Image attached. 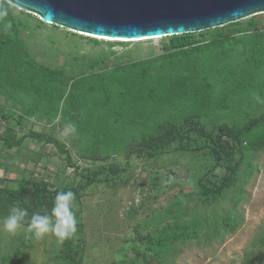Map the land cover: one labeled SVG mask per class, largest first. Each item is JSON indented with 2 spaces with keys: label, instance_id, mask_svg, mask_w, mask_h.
<instances>
[{
  "label": "trees",
  "instance_id": "1",
  "mask_svg": "<svg viewBox=\"0 0 264 264\" xmlns=\"http://www.w3.org/2000/svg\"><path fill=\"white\" fill-rule=\"evenodd\" d=\"M4 6L8 15L0 18V117L4 120L0 141L6 149L21 147L26 137L52 142L65 154L75 174L72 180L60 184L31 175L20 179L16 186L9 184L15 181L6 179V184L0 186V208L7 210V215L18 203L27 209L25 222H28L34 213H50L59 191H73L77 231L71 239L64 241L55 260L59 264H82L81 191L92 182L109 180L106 173L104 177H99V173L111 169V165L80 168L72 161L65 144L43 130L32 129L29 117L46 123L59 118L63 124H71L81 131L89 126L88 117L91 116L92 132L99 142L106 137L104 127L109 131L118 122L125 123L122 119L127 109L139 106L142 109L155 97L158 115L166 114V110L173 115L164 119L160 115L154 132L134 139L128 151L135 148L138 154L149 157L170 151H202L213 161L196 175V190L184 192L179 189L162 213L153 214L158 230L150 233L142 251L126 264H148L149 256L162 263L170 249L176 252L177 244L197 239L201 229L202 239L210 241L222 240L225 231L236 228L237 217L228 214L219 217L211 206L232 187L236 191L233 204L242 198L239 179L252 173L255 152L264 150V103L257 102L252 116L243 123L215 121L206 116L212 106L217 105L216 96L219 101L218 80L232 92L245 76L248 80L244 81L245 87H251L264 99V13L220 27L167 36L160 42L159 53L128 62L108 64L106 56L99 54L89 58L88 72L75 75L61 67L36 61L20 37V27L29 28V19L35 16L9 3ZM16 10L20 16L15 15ZM35 18L40 26L43 21ZM8 23L11 27L5 28ZM92 41L98 42L97 39ZM239 75L242 78L236 85ZM27 98L29 106L25 102ZM227 108H230V101L224 99L219 109ZM108 116L113 117L114 125L107 120ZM203 119H209L212 127L208 128ZM127 121L136 122L129 117ZM136 123L149 129L145 118ZM21 129H25L22 134ZM94 157L102 159L104 156L97 154ZM217 167L221 169L219 173L214 172ZM192 201H200L199 207L213 213L210 216L208 212L201 214L196 205H186ZM168 216L171 223L167 222ZM76 234L79 237L75 238Z\"/></svg>",
  "mask_w": 264,
  "mask_h": 264
},
{
  "label": "rangeland",
  "instance_id": "2",
  "mask_svg": "<svg viewBox=\"0 0 264 264\" xmlns=\"http://www.w3.org/2000/svg\"><path fill=\"white\" fill-rule=\"evenodd\" d=\"M20 14L18 10L15 11L16 16ZM35 17L29 19V28L20 27V37L26 42L30 54L40 64L61 67L75 75L88 72L86 66L89 58L99 54L106 56L105 62L108 64L157 54L161 51V40L167 37L120 43L121 40L88 36L50 23L43 22L37 26L39 21ZM237 77L236 85L242 78L241 75ZM242 81L231 92L218 80L219 101L216 96L217 105L212 106L206 117L221 122L243 123L252 116V109L258 101L255 91L245 87L247 77L244 76ZM224 99L230 101L227 110L219 109ZM25 102L27 106L30 105L28 98ZM156 103L154 97L142 109L140 106L127 109L122 119L125 123L118 122L109 131L104 127L106 137L103 138L102 128L99 142L92 132L94 122L91 116L88 117L89 126L81 131L71 124H63L59 118L46 123L34 116L29 117L33 123L32 129L43 130L63 142L70 151L72 161L80 168L111 165V169L99 173V177H104L106 173L109 180L92 182L81 191L80 215L84 224L82 264H126L132 256H137L150 233L158 230L153 214L162 213L179 189L184 192L196 190V175L213 161L210 155H203L202 151H170L152 157L138 154L135 148L128 151L134 139H140L141 134L145 136L154 132L162 114L156 112ZM13 110L17 113V109ZM165 113L161 115L162 119L173 115L167 110ZM127 117L136 122L147 119L149 129L140 123L126 122ZM107 120L111 124L114 122L113 117L108 116ZM203 122L208 128L212 127L209 119H203ZM3 128L4 120L0 117V132ZM24 132L25 129L20 130L21 134ZM39 153L42 154L40 157ZM97 154L104 157L97 159L94 157ZM251 164L252 173L244 174L238 182L242 183L243 190L239 202L233 204L236 191L232 187L211 206L219 217L225 214L237 217L236 228L225 231L222 240L216 238L210 241L202 239L201 229L197 239L177 244V253L170 249L162 263L158 258L149 256L148 264H264V150L255 152ZM220 171L218 167L214 169L216 173ZM30 175L57 184L70 181L75 176L74 167L68 164L65 154L52 142L44 143L26 137L21 147L6 149L0 141V186L6 184V179L15 181L9 184L16 186L20 179ZM200 204V201L186 203L187 206L196 205L201 214L208 212L210 216L213 213L199 207ZM7 212L0 208V222ZM168 217L167 222L171 223L172 219ZM27 223L15 235L4 232L0 226V264H59L55 258L61 245H57L55 237L48 235L42 240L27 238Z\"/></svg>",
  "mask_w": 264,
  "mask_h": 264
},
{
  "label": "water",
  "instance_id": "3",
  "mask_svg": "<svg viewBox=\"0 0 264 264\" xmlns=\"http://www.w3.org/2000/svg\"><path fill=\"white\" fill-rule=\"evenodd\" d=\"M45 23L131 41L198 32L264 13V0H11Z\"/></svg>",
  "mask_w": 264,
  "mask_h": 264
},
{
  "label": "clouds",
  "instance_id": "4",
  "mask_svg": "<svg viewBox=\"0 0 264 264\" xmlns=\"http://www.w3.org/2000/svg\"><path fill=\"white\" fill-rule=\"evenodd\" d=\"M5 3H11V0H3L0 3V18L8 15ZM11 24L5 25V28H10ZM255 99L264 103V99L256 95ZM75 194L73 191H59L54 198L50 213L39 214L34 213L30 221L27 223L26 234L27 238L42 240L48 235H52L56 239L57 245H62L65 240L71 239L77 231V219L74 212ZM28 217V211L19 206L13 205L9 214L0 222L2 230L10 235H15L24 226L25 219Z\"/></svg>",
  "mask_w": 264,
  "mask_h": 264
}]
</instances>
